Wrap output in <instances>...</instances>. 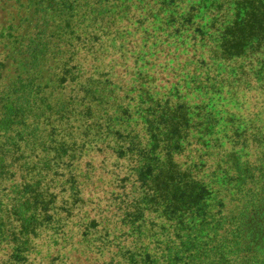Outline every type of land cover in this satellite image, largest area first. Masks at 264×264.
I'll list each match as a JSON object with an SVG mask.
<instances>
[{"label": "trees", "instance_id": "1", "mask_svg": "<svg viewBox=\"0 0 264 264\" xmlns=\"http://www.w3.org/2000/svg\"><path fill=\"white\" fill-rule=\"evenodd\" d=\"M0 264H264V0H0Z\"/></svg>", "mask_w": 264, "mask_h": 264}, {"label": "rangeland", "instance_id": "2", "mask_svg": "<svg viewBox=\"0 0 264 264\" xmlns=\"http://www.w3.org/2000/svg\"><path fill=\"white\" fill-rule=\"evenodd\" d=\"M157 56L160 57L159 59H157L158 62H160L161 64H163V61L166 60V58H165V57H161V53H159ZM157 56H156V57H157ZM178 56H179L180 58H183V55H182V54H178ZM175 63H177L178 65H181V64H182V61H181V60H178V59H175L174 62H171V63H169V64L166 63L167 67H166L163 71H161V72H162V75H160L159 78L162 79V80H164V81H167V82H172L174 79L172 78V75H171L170 72H171V71H174V70L172 69V67H173L174 65H176ZM124 65H126V64H124ZM127 65L129 66V64H127ZM129 68H130V67H129ZM117 71L121 72V68L119 67ZM127 71L129 72L130 69H127ZM150 71H151L152 73H153V72L155 73V72H158L159 70L156 69V68H150ZM154 73H153V76L155 75ZM166 74H168V75H166ZM155 85H156V86L161 85V86H164V87L167 86V85H165V84L158 83V82H156ZM179 91H180V93H179L180 95H182V94L184 95L183 101H184L187 105H193V104L198 103L200 100H204V97H203V96H199V95H197L196 92H190V93L186 94L187 92L184 91V89H179ZM185 94H186V95H185ZM96 195H97V196H100V194H98V193H96ZM100 198H101V197H100Z\"/></svg>", "mask_w": 264, "mask_h": 264}]
</instances>
